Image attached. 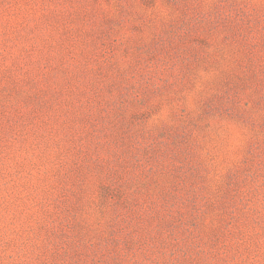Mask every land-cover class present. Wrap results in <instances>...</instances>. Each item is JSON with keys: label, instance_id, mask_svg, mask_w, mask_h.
<instances>
[{"label": "rangeland", "instance_id": "rangeland-1", "mask_svg": "<svg viewBox=\"0 0 264 264\" xmlns=\"http://www.w3.org/2000/svg\"><path fill=\"white\" fill-rule=\"evenodd\" d=\"M0 264H264V0H0Z\"/></svg>", "mask_w": 264, "mask_h": 264}]
</instances>
